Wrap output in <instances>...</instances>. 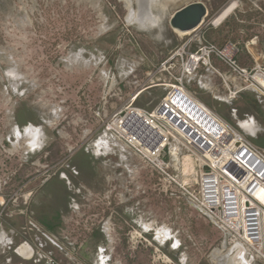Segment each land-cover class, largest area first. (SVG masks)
<instances>
[{"label":"rangeland","instance_id":"374dc122","mask_svg":"<svg viewBox=\"0 0 264 264\" xmlns=\"http://www.w3.org/2000/svg\"><path fill=\"white\" fill-rule=\"evenodd\" d=\"M196 1L208 9L207 41L236 45L244 68L264 67V0H236L216 28L212 19L234 0H157L147 29L128 22L124 0H0V228L16 234L12 257L21 241L52 235L63 251L42 240L63 264H225L213 256L224 241L215 225L105 133L117 113L152 110L162 98L150 80L163 78L154 73L189 37L169 18ZM212 106L264 149V106L252 93ZM183 161L190 171L194 162ZM114 197L121 204L105 207ZM134 230L143 239L132 249Z\"/></svg>","mask_w":264,"mask_h":264},{"label":"built area","instance_id":"2783aa9c","mask_svg":"<svg viewBox=\"0 0 264 264\" xmlns=\"http://www.w3.org/2000/svg\"><path fill=\"white\" fill-rule=\"evenodd\" d=\"M239 54L232 43L220 48L207 41L204 32L189 34L154 73L163 78L150 80L163 90L157 105L152 110L132 108L122 117L117 113L105 133L149 162L211 220L224 237L222 252L229 254L231 263L239 246L247 261L264 264V149L251 144L188 89L193 83L210 90L214 100L225 105L249 92L264 106V67L257 60L251 68L240 66ZM214 60L225 70L216 68ZM201 69L214 75L217 84L198 76ZM186 158L194 162L187 182L182 173ZM14 235L0 228V247L10 252ZM42 236L24 240L14 250L22 255L21 264H63L42 240L63 251L57 239ZM138 238L136 230L130 233L132 249ZM67 245L74 250L72 243Z\"/></svg>","mask_w":264,"mask_h":264},{"label":"water","instance_id":"95a60500","mask_svg":"<svg viewBox=\"0 0 264 264\" xmlns=\"http://www.w3.org/2000/svg\"><path fill=\"white\" fill-rule=\"evenodd\" d=\"M238 2L236 0L226 5L211 21V27H218L223 23L237 8ZM208 16V9L206 5L201 1L192 2L186 4L180 9L176 10L169 18V26L174 32L181 33L183 35L191 34L201 30V26ZM206 217V216H205ZM209 219L208 217H206ZM210 220V219H209ZM211 221V220H210ZM236 254L233 258L235 264H252L251 261H247L244 256V251L241 247L236 246L234 250Z\"/></svg>","mask_w":264,"mask_h":264},{"label":"bare ground","instance_id":"6f19581e","mask_svg":"<svg viewBox=\"0 0 264 264\" xmlns=\"http://www.w3.org/2000/svg\"><path fill=\"white\" fill-rule=\"evenodd\" d=\"M124 1H125V4H126L128 10H129V14H128V22L129 23H133L138 28H142V29H147L148 27H150V26L153 27L155 25L153 23L157 22L156 21L157 19H155L154 21L150 19V15H151V11L150 10H151V5L153 3H155L157 0H124ZM172 1H174V0H172ZM133 4H135L137 6L136 10L133 9V7H132ZM147 22H149L150 24H147ZM177 34L183 35V34L178 33V32H177ZM186 110H187V108H186ZM189 113H191V111ZM36 131L38 133L40 132V134H42L41 130L38 129ZM38 145H40V143ZM186 159H189V158H186ZM190 171H191V168H190ZM190 171H189V167H187L186 165H183V172L182 173H183V176H184V181H186V182L188 180L185 177L189 174ZM157 235L160 238H162L163 240L168 239L170 237V235L168 234L167 230L157 231ZM213 256H215V258L218 261L221 260L222 258H224L225 259V264H234L233 261L231 263L229 254H227V253H225V255H224V253L221 254V252H215L213 254Z\"/></svg>","mask_w":264,"mask_h":264},{"label":"crops","instance_id":"0c3cea01","mask_svg":"<svg viewBox=\"0 0 264 264\" xmlns=\"http://www.w3.org/2000/svg\"><path fill=\"white\" fill-rule=\"evenodd\" d=\"M250 54V53H249ZM213 65L216 67V68H218L220 71H224V70H221L222 68H225L221 63H219V62H217V61H213ZM200 75H203V76H208L209 78H211L212 79V82L214 83V85L215 84H217V79H216V77H214V75H211V73H208V71H206V70H204V69H201L200 71H199V73H198V76H200ZM193 84V83H192ZM191 84V85H192ZM190 85V86H191ZM193 86L196 88V90L198 91V93H199V95H198V100L200 101V102H202L205 106H207L209 109H211V110H213V111H215L216 113H218L217 111L218 110H216V108L214 107V106H212V102L213 101H215V102H218V101H216V100H214V98H213V95H212V93H210V90H207V89H204V88H201V87H198L196 84H193ZM188 89H189V87H188ZM190 91V90H189ZM207 94V95H206ZM208 94H210V95H208ZM162 96H163V94H162ZM221 104H223V103H221ZM218 108V107H217ZM118 202V203H117ZM62 204H64L63 202H62ZM105 207L106 206H111V204H113L114 206H116L117 204H121V200L119 199V198H115L114 197V199H111L110 200V202H107L106 200H105ZM116 208V207H115ZM61 209H60V207H53V206H51V212H52V216H54V217H59V214L61 213V211H60ZM48 229H50L49 231H54V228L53 229H51L50 227H48ZM14 236H16V234L14 235ZM13 236V237H14ZM21 242H23V241H21ZM21 245V243L19 244V246ZM18 246V247H19ZM17 247V248H18ZM3 250V251H2ZM10 260V262H7V260ZM17 261V263L18 264H21L22 263V260H23V257H22V255L21 254H18V253H14V256L12 257V255L10 254V252L9 251H6V249L5 248H1L0 247V264H15V262L14 261ZM20 261V262H19Z\"/></svg>","mask_w":264,"mask_h":264}]
</instances>
